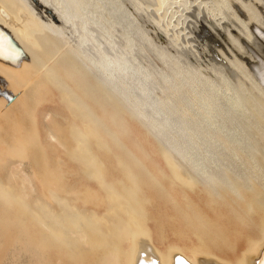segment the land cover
Listing matches in <instances>:
<instances>
[{
  "label": "bare ground",
  "instance_id": "obj_1",
  "mask_svg": "<svg viewBox=\"0 0 264 264\" xmlns=\"http://www.w3.org/2000/svg\"><path fill=\"white\" fill-rule=\"evenodd\" d=\"M38 1L60 21L33 0H0V24L28 54L18 65L5 61L1 56L15 49L0 32V88L16 95L11 102L0 95V111H16L20 120L0 149L20 157L0 162V264L13 240L10 201L20 197L10 195V180L35 179L41 244L24 248L41 260L138 264L156 258L174 264L181 254L193 264H264V52L251 59V69L222 55L239 79L216 72V81L171 57L165 48L178 46L174 25L154 15L158 47L152 53L167 66L159 73L139 62L151 40L124 0ZM198 2L193 5L202 21L218 28ZM157 3L179 15L191 2ZM132 4L143 10L136 0ZM212 7L222 19L232 15L231 27L246 42L261 37L254 33L264 36V0H215ZM44 100L70 110V118L48 107L52 120L44 121ZM121 112L153 143L125 144L122 133L129 127ZM61 122L69 123L74 139L55 151L46 140L56 138L54 126ZM98 149L111 151L115 161H102ZM31 162L26 172L22 165ZM11 213L14 221L24 216L20 208Z\"/></svg>",
  "mask_w": 264,
  "mask_h": 264
},
{
  "label": "rangeland",
  "instance_id": "obj_2",
  "mask_svg": "<svg viewBox=\"0 0 264 264\" xmlns=\"http://www.w3.org/2000/svg\"><path fill=\"white\" fill-rule=\"evenodd\" d=\"M136 1L139 2L140 7L143 8V10L141 12H138L135 9V7L132 4L133 0H124L123 4H124L125 8L127 9V11L130 12L131 16L134 17L136 22L143 28L144 31L147 32L148 36L150 37L151 41L149 42V45L142 46L141 56L139 57V62L141 64V66L145 69H151L152 68V69H154V71L156 70L159 73L160 72H164V73L167 72V66L165 64H163L152 53L151 47H154V48L158 47V45H157L158 42H157L156 38L153 37V35L155 36V34H154L155 32L153 31L152 23L150 22L151 17L153 19L154 15H155V18L156 17L158 18V16L162 15L163 17L162 16L161 17L163 18V21H165V23H168V20L170 19L169 21L172 22L171 23L172 25H174V26H172V29L174 27L175 32H174V30H172V32L177 34L178 46L177 47L168 46L165 48V50L171 55V57L172 58L179 57L182 60V62H184L183 64H186L191 69H194L195 71L199 72L201 75L202 74L204 76L206 75L205 77L212 78L216 81H218L220 79V77L217 76L216 72H220V73L223 72V74L226 77L229 76L230 77V78L228 77L229 79L232 78L234 80V83H237L238 79H239L238 77H236V78L232 77L233 76L232 73H229L231 71H230L229 66L227 65V60L226 59L222 60V59H224L222 55H224L226 57V55L228 54L227 57H230L229 58L230 60H232V59L236 60L237 59L239 62H241L243 60L242 61L243 64H245V66L250 68L251 59L252 60L257 59L258 54H261L262 52H264V38H263L264 36L254 33L253 36H256V37L261 36V37H259L261 39H259V38L256 39L253 37L254 41L256 40L255 43H254V41L252 42L253 45L251 43L243 40V38H241V36H239V34L237 32H235V29H234L235 27L234 26H232L233 28L231 27V25L235 23V22L234 23L231 22V21H233V19L231 18L232 15L229 18V19H231V21L228 19L229 16L226 17V15H224L223 19L227 20V21H225L221 18V15L217 12V10L212 7L215 0H200V1L202 3L201 8L203 9V10L202 9L201 10L204 11V13L206 12L205 14L208 13L210 21L212 23L217 22L218 26L220 24V26L218 28L208 26L209 22L206 21L207 19L204 20L205 23L207 22L206 23L207 25L202 21L203 20L202 18L205 16H203V13H200V8L198 6L196 7L195 5H193L194 2H198L197 0L196 1L190 0L191 3H189L187 6L182 7L179 15H177V14L173 15V14H171V12L169 13L168 12L169 8H167V9L160 8V7H158V5H156L157 8H156V6H153L155 4H158L157 0L156 1L155 0H136ZM153 1H155L156 3L155 2L153 3ZM200 1L198 3H200ZM203 1H205V2H203ZM192 2H193V4H192ZM198 3H196V4L198 5ZM204 3H206L207 5H205ZM154 8H156V9H154ZM204 8L205 9L207 8L206 9L207 11L204 10ZM161 10L163 11V13ZM174 10H176V8H174ZM236 10H237V8H236ZM157 12H159V13L161 12V13L158 15ZM209 12H210V14H209ZM260 12H261V9H260ZM238 14L241 17V14L239 11H238ZM261 17L264 19L263 13H262ZM263 19H262V21H263V25H264ZM228 20L231 22V24H229ZM227 22H228V24H227ZM215 25H217V24H215ZM176 26H178V27H176ZM177 28H178V30H177L178 32L176 31ZM149 29L153 31V34ZM174 33H173V35H174ZM257 41L259 44L257 43ZM243 46H244V48H242ZM262 55H264V53H262ZM220 57H222V58H220ZM217 68H219V69H217ZM226 70H228V71L226 72ZM240 79H242V78H240ZM235 80H237V82H235ZM242 80H244V79H242ZM21 86L22 85H18V87L22 88ZM24 87L25 86L23 85V88ZM24 89L26 90V88H24ZM110 102L112 104L115 103L113 100H110ZM56 104H59V103H57V102L50 103V101H47V100H44V102L41 103V106L45 105V107H44L45 108V114H44L45 118L43 117L44 121L47 122L49 120H52L51 113L46 114V112H49V108L54 109L56 114H60L64 118H65V116L70 118L71 111L69 110V111L65 112V111L61 110ZM0 106H1L0 107V109H1L2 108V102H0ZM56 108L60 109L61 112H59V110ZM42 110H44V109L42 108ZM14 112H16V111H13L11 114H10V112L7 114H2V112L0 113V138H1L0 139V141H1L0 142V149L2 147H5L7 138L10 136L9 135L10 133L8 132V130L10 129V126L13 127L16 124H18L20 121L18 119L19 118L18 115H16L17 113H14ZM121 116H123L125 119L123 121V123L129 127V129H127V131L125 130V133H122L123 134V136H122L123 142L125 144L131 145L132 142L141 144V143H143V141H142L143 138L148 143L149 142L153 143L154 139L152 138V136H151V138L150 137L146 138V136L141 135L142 126L138 122H135L133 120V118H131V117L129 118V115L127 112H123V113L121 112ZM124 124H122V126H121L122 128H124L123 127ZM54 129L56 131V138L54 137V139H53L52 135H50V138L48 137V139L46 140V144L49 148H52V146H53L52 144H54V146H55L54 150L58 151V150H62L64 147H68V146L72 145V141L74 139V134L70 128L69 123L61 122V124H55ZM135 133H136V136H135ZM48 134L49 133H46V135H48ZM257 138H258L259 145L263 144L262 136L257 135ZM2 140L3 141L5 140L4 141L5 143ZM92 142H93V144L95 143L94 138L92 139ZM99 150H101V152H98ZM55 151L50 150V151H48V154H51V153L54 154ZM96 153H97L98 158H100L102 161H111V160L115 161L114 154L111 153V151L108 152V151L103 150V149H98ZM19 158H20L19 156L12 155L11 153H10V155H8V152L3 153V151H0V162L2 161V164H4V163L7 164V162L9 160L11 163L12 161H16ZM32 166H33L32 162H31V164L26 163V165H22L24 170L25 171L27 170L28 172H31V170L33 168ZM33 181L31 183H22V182L19 183V182L10 180V195L13 197L14 194H19L20 197H18L17 200L13 197L12 200L10 201V221H12V222H10V235L12 236L13 240H12V243L10 245V252H9L10 254L8 253L6 255V258L4 259L5 263L3 262L2 264H47L46 263L47 261L50 262L49 264H54L55 261H57L56 257H54V256H49L50 259L47 258L48 260L46 258L41 257L42 260L44 259V261H42L40 259V256H39L40 255L39 252H38V254H36L37 252L33 251V254H35V255H33L32 254V250H33L32 248H30L32 250H29L28 248L26 250L24 248L27 243H30V244H39L40 243L41 244V237H42L41 236L42 224H41L40 218H39L40 217V210L37 208L38 203H35V200L40 196V195H38V194H40V186L38 184L39 182H37L36 179ZM22 203H24L25 206H22L21 205ZM19 208L21 209L22 212H24V216L20 217L19 220L17 219L16 221H14V219H12L14 217V213H11V212H16ZM30 253H31V255H30ZM32 256H36V257L39 256V257L36 258V257H32ZM7 257H8V259H7ZM51 257H52V259H51ZM38 259H40V260H38ZM51 260L52 261L54 260L53 263L51 262ZM42 262H44V263H42ZM55 264H58V263H55Z\"/></svg>",
  "mask_w": 264,
  "mask_h": 264
},
{
  "label": "water",
  "instance_id": "obj_3",
  "mask_svg": "<svg viewBox=\"0 0 264 264\" xmlns=\"http://www.w3.org/2000/svg\"><path fill=\"white\" fill-rule=\"evenodd\" d=\"M33 1L38 6L45 8L48 11V13L51 14L55 20L60 21L59 17L54 14V10H52L51 8H46L38 0H33ZM0 32H2V34L6 37V39L9 41V43L15 49V53L13 56H10V57L9 56L8 57L1 56V57H3V59L5 61H9L13 65H18L22 59L28 57L27 52L22 47V45L15 39V37L12 35V33L8 29L3 27L1 24H0ZM0 95L6 97L8 99V101H10V102L16 98V95H14L12 92H10L6 89H1V88H0Z\"/></svg>",
  "mask_w": 264,
  "mask_h": 264
}]
</instances>
